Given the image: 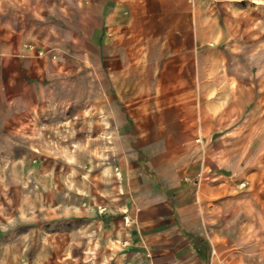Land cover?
I'll use <instances>...</instances> for the list:
<instances>
[{"label":"rangeland","instance_id":"374dc122","mask_svg":"<svg viewBox=\"0 0 264 264\" xmlns=\"http://www.w3.org/2000/svg\"><path fill=\"white\" fill-rule=\"evenodd\" d=\"M78 1L0 0V54L20 43L39 44L44 53L52 50L49 56L56 57L57 68L44 83V88L51 87L43 91L47 98L38 106V124L27 131L22 128L26 136L0 130V264H121L114 235L108 236L109 231L89 222L88 216L95 210L106 213L107 208L96 204L112 184L109 166L118 165L122 155H114L113 143L121 139L126 148L137 139L131 133L133 125L130 130L117 128L121 123L113 119L118 110L133 114L135 120L148 114L150 120H137L143 124L163 116L159 108H171L178 125L193 119L190 135L182 130L181 141L193 147L202 139L197 100V104L157 105L158 97L169 101L166 91H171L160 82L163 68L152 79L149 71L154 68L101 75L98 59L81 55L79 40L73 45L67 39L68 32L82 36ZM233 18L236 50L244 47L248 56L236 59L229 75L224 68L202 71V116L212 130L235 129L219 146L233 147L236 161L246 156L244 148L254 152L242 174L239 166L240 175L234 176L229 191L212 199L219 205H209L208 232L215 234L216 243L224 241L227 254L238 262L264 264V68L249 66L251 53L264 50V0H234ZM185 72H181L184 79ZM180 90L198 98L196 87Z\"/></svg>","mask_w":264,"mask_h":264},{"label":"crops","instance_id":"0c3cea01","mask_svg":"<svg viewBox=\"0 0 264 264\" xmlns=\"http://www.w3.org/2000/svg\"><path fill=\"white\" fill-rule=\"evenodd\" d=\"M77 7L82 26L78 34L81 31L82 36L68 32L67 39L73 45L79 40L81 55L98 59L101 75L103 71L124 73L125 68H154L149 71L152 79L163 68L160 82L171 91H166L169 101L158 97L157 105L198 103L196 119L202 138L200 145L184 144L182 130L190 135L193 119L178 125L171 108H159L163 116L143 124L138 121L150 120L148 114L137 121L133 114L115 112L113 121L121 123L117 128L130 130L133 125L131 133L137 139L126 148L121 139L113 143L114 155H122L118 165L109 166L112 184L107 196L96 204L107 210L89 213V222L109 231L108 236L114 235L121 264H243L227 254L224 241L216 243L215 234H209L208 213L210 204L219 205L212 199L229 191L234 176L240 175L239 166L242 174L254 150L245 152L244 148L246 156L236 161L233 147L219 146L235 129L219 126L212 130L201 108L202 71L224 68L229 75L236 68V59L248 56L244 47L236 50L234 0H81ZM39 47L20 43L8 54H0V130L10 129L9 135L26 136L21 129L27 127V131L34 122L38 124V106L47 98L43 91L51 87L44 88V83L57 71L56 57L49 56L52 50L44 53ZM251 54L250 68H264V50ZM194 86L198 98L180 90H193ZM17 119L19 125L12 127Z\"/></svg>","mask_w":264,"mask_h":264},{"label":"bare ground","instance_id":"6f19581e","mask_svg":"<svg viewBox=\"0 0 264 264\" xmlns=\"http://www.w3.org/2000/svg\"><path fill=\"white\" fill-rule=\"evenodd\" d=\"M199 69V68H198ZM199 74V73H198ZM201 89V88H200Z\"/></svg>","mask_w":264,"mask_h":264}]
</instances>
